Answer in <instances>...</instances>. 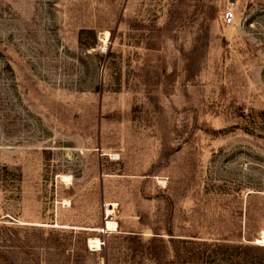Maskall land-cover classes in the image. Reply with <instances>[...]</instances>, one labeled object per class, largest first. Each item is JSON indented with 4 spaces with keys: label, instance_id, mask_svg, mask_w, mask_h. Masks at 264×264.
Returning <instances> with one entry per match:
<instances>
[{
    "label": "rangeland",
    "instance_id": "1",
    "mask_svg": "<svg viewBox=\"0 0 264 264\" xmlns=\"http://www.w3.org/2000/svg\"><path fill=\"white\" fill-rule=\"evenodd\" d=\"M0 264H264V0H0Z\"/></svg>",
    "mask_w": 264,
    "mask_h": 264
},
{
    "label": "bare ground",
    "instance_id": "2",
    "mask_svg": "<svg viewBox=\"0 0 264 264\" xmlns=\"http://www.w3.org/2000/svg\"><path fill=\"white\" fill-rule=\"evenodd\" d=\"M110 38V33L109 32H104V36L102 38V42L104 43V45H106L109 41ZM61 181L67 183V184H71L72 183V177L71 176H61ZM116 204H108L107 206V210H106V223H104V228L100 229V232H104V233H115L118 230V224L113 221L111 219V217L113 216V209L115 207ZM88 245L91 249H95V250H101V246H102V241L97 238V237H92L89 238L88 240Z\"/></svg>",
    "mask_w": 264,
    "mask_h": 264
},
{
    "label": "built area",
    "instance_id": "3",
    "mask_svg": "<svg viewBox=\"0 0 264 264\" xmlns=\"http://www.w3.org/2000/svg\"><path fill=\"white\" fill-rule=\"evenodd\" d=\"M235 17H236L235 9L233 8V6H229L222 12L221 21L223 25L228 26L234 22Z\"/></svg>",
    "mask_w": 264,
    "mask_h": 264
}]
</instances>
